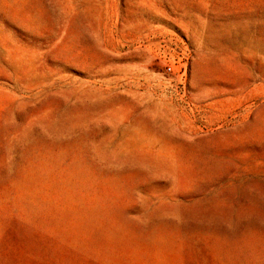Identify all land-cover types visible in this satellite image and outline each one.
Here are the masks:
<instances>
[{
	"label": "rangeland",
	"instance_id": "374dc122",
	"mask_svg": "<svg viewBox=\"0 0 264 264\" xmlns=\"http://www.w3.org/2000/svg\"><path fill=\"white\" fill-rule=\"evenodd\" d=\"M0 264H264V0H0Z\"/></svg>",
	"mask_w": 264,
	"mask_h": 264
}]
</instances>
